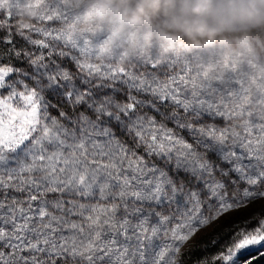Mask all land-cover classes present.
<instances>
[{
	"label": "snow or ice",
	"instance_id": "obj_1",
	"mask_svg": "<svg viewBox=\"0 0 264 264\" xmlns=\"http://www.w3.org/2000/svg\"><path fill=\"white\" fill-rule=\"evenodd\" d=\"M82 17L74 0H0V264H236L264 248V67L216 47L129 56ZM255 204L222 250L188 248Z\"/></svg>",
	"mask_w": 264,
	"mask_h": 264
},
{
	"label": "rangeland",
	"instance_id": "obj_2",
	"mask_svg": "<svg viewBox=\"0 0 264 264\" xmlns=\"http://www.w3.org/2000/svg\"><path fill=\"white\" fill-rule=\"evenodd\" d=\"M222 3L224 0H212L210 11L197 15L192 11L194 0H169L168 3L162 0L156 9L151 8L146 0H74L75 6L83 7L82 25L88 27L95 21L98 25L111 29L114 38L127 39L130 43L125 51L129 56L135 54L138 47L147 48L153 44L168 52L175 49L187 53L207 52L211 47H216L225 55L243 57L256 61L258 67H264V60L259 57L255 42L244 34L264 22V3L260 0H244L245 7L249 4L254 6V15L251 17L242 16L239 9L233 12L226 4L221 7ZM141 7L144 9L143 13L139 12ZM100 8L104 11L92 15L94 9ZM173 13H178L179 16L174 17ZM24 14L30 19L35 12L25 9ZM196 22L206 24L211 32H196L193 29ZM227 33H237L239 37L230 39L225 36ZM230 41L234 44H230ZM262 42L264 43V38ZM111 43L110 41L108 47H111ZM259 209L260 205L255 204L225 215L190 240L188 248L218 231L233 229L238 223L242 224L253 217ZM261 257L264 258V248L245 249L237 254L236 264H251Z\"/></svg>",
	"mask_w": 264,
	"mask_h": 264
},
{
	"label": "trees",
	"instance_id": "obj_3",
	"mask_svg": "<svg viewBox=\"0 0 264 264\" xmlns=\"http://www.w3.org/2000/svg\"><path fill=\"white\" fill-rule=\"evenodd\" d=\"M174 17L179 16L178 13H173ZM25 15V14H24ZM26 16V15H25ZM28 17V16H27ZM25 23L29 22L28 20L24 21ZM256 33V35H254L253 33ZM237 33H230L225 36L229 37L230 39H236L239 37V35H236ZM245 37L248 38L249 40H253L255 42L254 46L255 48L259 51V57L261 59L264 60V43L263 38H264V22L258 24L257 26L251 28L250 30L246 31L245 33ZM230 44H234L233 41H230ZM248 60V59H247ZM232 229H227L225 231H221V232H216L213 235H210L209 237L199 241V243H195L192 246H190V249H194V250H203L206 247L209 249V251L206 253L207 256L211 257L213 254H215L216 252L220 251L222 247H224L225 243H229V241L231 240L230 237V233H231ZM216 240L219 241V244L217 246H213L212 245V241ZM251 264H264V258H258L257 260H255L254 262H252Z\"/></svg>",
	"mask_w": 264,
	"mask_h": 264
},
{
	"label": "clouds",
	"instance_id": "obj_4",
	"mask_svg": "<svg viewBox=\"0 0 264 264\" xmlns=\"http://www.w3.org/2000/svg\"><path fill=\"white\" fill-rule=\"evenodd\" d=\"M146 2L149 4V6L153 9L159 8L162 0H146ZM163 2L168 3L169 0H163ZM261 3H264V0H260ZM212 4V0H194V6L192 8L193 13L197 15H204L210 11V6ZM226 4V7L233 12H235L237 9H239L242 16L251 17L254 15V6L249 4L247 7H245L244 0H224V3H222L221 7H224ZM104 9H94L92 11V15H96L97 12H103ZM144 9L141 7L139 9V12L143 13ZM193 29L198 33H204V32H211L207 28V25L202 22H196L193 25Z\"/></svg>",
	"mask_w": 264,
	"mask_h": 264
}]
</instances>
